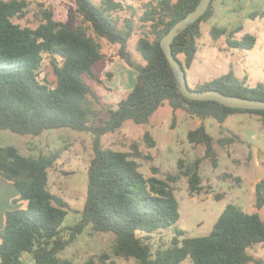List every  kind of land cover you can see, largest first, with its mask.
Instances as JSON below:
<instances>
[{"label": "trees", "instance_id": "1", "mask_svg": "<svg viewBox=\"0 0 264 264\" xmlns=\"http://www.w3.org/2000/svg\"><path fill=\"white\" fill-rule=\"evenodd\" d=\"M71 1L74 9L70 23L56 19L53 7L40 3L35 13L38 23L30 26L21 22L29 12V0H0V131L38 136L46 130L69 127L92 134L94 153L88 165L87 195L80 220L65 228L71 206L50 190L49 170L60 152L33 157L22 154L15 145H0V177L17 188L18 196L12 203L20 204L4 213L0 264H76L61 258L60 253L87 228L115 234L113 253L134 258L137 264H181L189 257L193 264H263L249 249L264 243V218L234 203L226 205L209 234L182 237L184 231L175 228L168 244L156 246L154 235L176 225L181 217L173 183L186 177L190 192L200 193L203 158H180L177 173L169 172L165 177L153 166L148 176L141 170L140 160L152 161L153 155L141 150L138 142H132L130 150L114 149L103 142L106 134L118 132L127 120L149 124L167 102L175 112L184 110L201 120L198 127L188 131L187 138L192 144L204 146L205 157L217 167L218 154L206 120L223 123L243 112L258 115L264 125V110L191 100L180 91L161 40L200 0ZM215 1L172 42L174 55L186 71L197 58L202 24L214 15ZM256 15L264 16V10L250 14L252 18ZM240 30L241 25L232 30L213 25L210 43L218 46L223 37L227 50L252 49L257 36L245 33L238 37ZM134 34L138 36L140 60L128 49ZM102 40L110 47L119 44L117 56L137 71L134 87L115 107L105 103L88 81L91 78L102 83L95 72L106 56ZM45 57L53 66L54 83L41 79L39 69ZM191 88L264 100V83L250 85L232 69ZM143 139L149 147L156 145L149 131ZM220 142L233 141L225 138ZM255 194L256 206L261 209L264 178L257 182ZM96 257L84 264H108L110 254Z\"/></svg>", "mask_w": 264, "mask_h": 264}, {"label": "rangeland", "instance_id": "2", "mask_svg": "<svg viewBox=\"0 0 264 264\" xmlns=\"http://www.w3.org/2000/svg\"><path fill=\"white\" fill-rule=\"evenodd\" d=\"M29 2V12L21 20L23 24L37 25L35 13L40 3L52 6L56 19L67 23L72 20L74 4L71 0ZM215 6V14L202 24L197 58L198 61L202 60L204 70L209 71L211 68L213 73L208 79L219 77L232 69L238 78L250 85L264 83V16L256 15L254 18L250 16L252 12L264 10V0H218L215 1ZM213 25L224 26L230 30L241 25L242 30L237 36L252 33L257 36L256 45L252 49L230 51L225 48V39L222 37L218 46H212L210 28ZM137 37L135 34L132 35L128 49L134 58L140 60L141 56L136 50ZM102 43L106 56L95 67V72L100 76L102 83L91 78H88V81L105 103L115 107L134 87L137 71L117 56L119 44L110 47L104 40ZM39 71L43 81L47 80L50 83L56 81L53 66L47 57ZM192 72H195V69H192ZM189 84L191 87L196 85L191 77ZM200 123L199 118L191 116L184 110L175 112L166 102L153 114L149 124H136L132 120H127L121 130L103 137L104 144L114 149L130 150V144L136 141L140 144L141 150L152 154V161L140 160L141 170L148 176L152 174L153 166H157L160 170L159 175L165 177L169 172L177 173L180 158L190 161L203 158L201 164L203 189L200 193L190 192L186 177L173 183L175 194L180 201L181 217L176 225L154 235L156 246L168 244L175 235V228L184 231L182 237L209 234L228 203L237 204L247 212H259L264 218V207L259 209L256 206L255 194L257 182L264 178V125L259 116L240 112L231 115L223 123L212 118L205 121L214 137L219 160L217 167L205 157L204 146L192 144L187 138L188 131L198 127ZM147 131L156 140L154 147H149L143 139ZM225 138H232L233 142L221 144L220 140ZM6 144L15 145L26 156L38 157L60 152V158L49 170L50 190L63 196L71 206L64 227L75 225L80 220L79 212L85 204L87 195L88 165L94 154L92 134L69 127L46 130L38 136L3 129L0 131V145ZM17 196L18 190L13 183L0 177V228L5 211L20 205L12 203ZM23 204L25 206V203ZM67 232L66 229L64 233ZM115 241L116 236L112 232H96L87 228L60 253V257L71 259L76 264H84L92 256H97L98 259L102 253H109L108 264H137L134 258H125L113 253ZM249 250L264 264V243H257ZM26 258L30 259L29 256ZM181 264L193 262L189 257Z\"/></svg>", "mask_w": 264, "mask_h": 264}, {"label": "water", "instance_id": "3", "mask_svg": "<svg viewBox=\"0 0 264 264\" xmlns=\"http://www.w3.org/2000/svg\"><path fill=\"white\" fill-rule=\"evenodd\" d=\"M211 1L200 0L196 8L179 20L161 40V46L174 70L179 89L185 97L191 100H214L231 108L264 110V100L262 99L226 94L216 89L200 91L191 88L187 79L186 70L181 61L174 55L172 42L175 37L182 30L201 18L208 10Z\"/></svg>", "mask_w": 264, "mask_h": 264}, {"label": "crops", "instance_id": "4", "mask_svg": "<svg viewBox=\"0 0 264 264\" xmlns=\"http://www.w3.org/2000/svg\"><path fill=\"white\" fill-rule=\"evenodd\" d=\"M218 1V0H217ZM215 11H216V6H215ZM215 14V13H214ZM218 48V47H217ZM200 51V50H199ZM197 58H198V54H197ZM196 58V60L193 62L191 68L187 69L186 71V75H187V79L188 82L190 81V77L193 80L194 84H198L201 82H204L208 79V76H210V74H212L213 72L211 71L210 66H207L210 68L209 71L204 70V66H203V62L202 60L198 61V59ZM199 64V65H198ZM192 69H195V72H192ZM200 71V72H199ZM208 73V74H207ZM214 78V77H213Z\"/></svg>", "mask_w": 264, "mask_h": 264}]
</instances>
